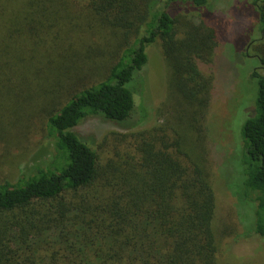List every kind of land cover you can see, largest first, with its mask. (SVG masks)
Returning <instances> with one entry per match:
<instances>
[{
  "label": "trees",
  "instance_id": "trees-1",
  "mask_svg": "<svg viewBox=\"0 0 264 264\" xmlns=\"http://www.w3.org/2000/svg\"><path fill=\"white\" fill-rule=\"evenodd\" d=\"M252 5L262 67L252 74L256 97L240 155V199L251 220L225 248L213 229L207 84L195 63L217 39L206 24L209 0H0V120L52 87L45 160L0 181V264H221L239 238L264 241V0ZM179 17L192 21L182 39ZM158 39L170 90L191 111L160 135H134L133 152L128 140L126 151L105 158L96 138L76 128L96 117L127 131L145 120L141 72ZM186 45L177 67L168 49Z\"/></svg>",
  "mask_w": 264,
  "mask_h": 264
},
{
  "label": "rangeland",
  "instance_id": "rangeland-1",
  "mask_svg": "<svg viewBox=\"0 0 264 264\" xmlns=\"http://www.w3.org/2000/svg\"><path fill=\"white\" fill-rule=\"evenodd\" d=\"M246 2L250 10L244 6ZM209 3L212 16L206 20V24L216 31L217 39L203 60L196 59L195 63L207 84L204 95L208 103L204 124L207 146L203 153L210 164L216 195L213 229L219 241L225 237L222 243L226 248L227 243L246 230L245 224L248 226L251 220V211L246 208L249 205L240 199L243 181L241 131L255 101L257 84L252 74L262 67L256 57L257 53H262V47L256 43L261 33L252 0H209ZM188 21L179 17L177 38L187 36L186 32L192 24L189 23L192 21ZM177 48L169 47L168 52L171 53L172 62L180 67L179 57L187 54L189 47L178 48L176 53L174 50ZM147 53L148 61L141 72L143 91L137 102L147 115L145 120L127 131L113 122L96 117L87 119L76 128L78 132L96 138L99 151L105 158L114 156L116 150L126 151L128 140L131 145L129 151L133 152L134 135L146 133L147 130H156L160 135L168 125L174 128L172 122L181 115L180 112L191 111L190 106L170 90L169 63L164 57L162 41L158 39ZM51 88L46 87L44 93L36 94L33 107L27 103V110L19 109L16 113L4 111L6 120H0V181L15 178L20 168L32 162L45 160L42 151L46 142L43 127L45 111L51 101L47 92ZM26 91L27 88L22 96ZM163 135H166V131H163ZM232 191L241 201L240 207ZM225 252L221 264H264V241L257 237L239 238Z\"/></svg>",
  "mask_w": 264,
  "mask_h": 264
}]
</instances>
